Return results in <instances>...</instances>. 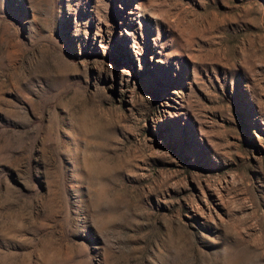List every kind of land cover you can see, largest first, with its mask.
<instances>
[{"label": "rangeland", "instance_id": "rangeland-1", "mask_svg": "<svg viewBox=\"0 0 264 264\" xmlns=\"http://www.w3.org/2000/svg\"><path fill=\"white\" fill-rule=\"evenodd\" d=\"M0 264H264V0H0Z\"/></svg>", "mask_w": 264, "mask_h": 264}]
</instances>
